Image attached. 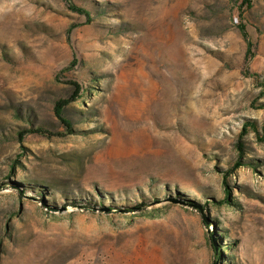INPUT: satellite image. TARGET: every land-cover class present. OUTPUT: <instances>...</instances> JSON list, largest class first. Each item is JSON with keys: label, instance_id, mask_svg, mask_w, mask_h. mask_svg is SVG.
<instances>
[{"label": "rangeland", "instance_id": "374dc122", "mask_svg": "<svg viewBox=\"0 0 264 264\" xmlns=\"http://www.w3.org/2000/svg\"><path fill=\"white\" fill-rule=\"evenodd\" d=\"M0 187V264H264V0H0Z\"/></svg>", "mask_w": 264, "mask_h": 264}, {"label": "trees", "instance_id": "16d2710c", "mask_svg": "<svg viewBox=\"0 0 264 264\" xmlns=\"http://www.w3.org/2000/svg\"><path fill=\"white\" fill-rule=\"evenodd\" d=\"M76 9V11H79L80 13H83V14H85V15H89V13L87 12V11H85V10H82V9H78V8H75ZM75 86H76V88H77V91H76V97H77V95H78V93H79V86L77 85V84H75ZM66 105V102H59L58 104H57V106H56V109H55V111H56V115H57V117L61 120V122L66 126V128L68 129V131H72V125H71V123L70 122H68L67 120H65L63 117H62V110H63V108H64V106ZM33 133H38V134H43V133H47V132H43L42 130H40V129H36V130H31ZM247 130H244V132H246ZM26 133H28V132H23V133H20L19 134V138L20 139H23V137L26 135ZM239 149L241 150L242 148L241 147H239ZM242 166V164H241V162L240 161H237L236 163H235V166L231 169V170H229V171H227L226 173H227V175H230L233 171H234V169H237V168H239V167H241ZM3 189L0 187V191H2ZM228 191H226V193H227ZM229 193V192H228ZM228 201V199H226L225 200V203ZM86 207H88L87 209H91L90 208V206H86ZM144 206L143 205H136L135 207H131V208H126V209H124L123 210V212L124 213H131V212H137V211H142L144 208H143ZM110 211H113V210H110ZM222 255V252H221V250H217V260H219V257Z\"/></svg>", "mask_w": 264, "mask_h": 264}, {"label": "water", "instance_id": "95a60500", "mask_svg": "<svg viewBox=\"0 0 264 264\" xmlns=\"http://www.w3.org/2000/svg\"><path fill=\"white\" fill-rule=\"evenodd\" d=\"M201 212H202V209H201Z\"/></svg>", "mask_w": 264, "mask_h": 264}]
</instances>
